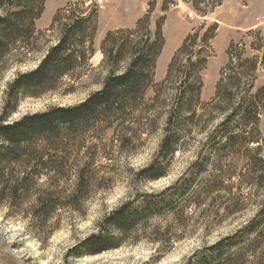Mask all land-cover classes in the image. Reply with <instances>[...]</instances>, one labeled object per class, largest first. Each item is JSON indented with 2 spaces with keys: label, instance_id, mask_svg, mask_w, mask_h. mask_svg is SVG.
<instances>
[{
  "label": "trees",
  "instance_id": "trees-1",
  "mask_svg": "<svg viewBox=\"0 0 264 264\" xmlns=\"http://www.w3.org/2000/svg\"><path fill=\"white\" fill-rule=\"evenodd\" d=\"M46 1L0 0V79L10 67L28 64L45 50L38 65L19 72L5 91L0 115V197L35 198L37 210L48 202L52 207L60 198L78 200L91 189L98 158L106 155L99 141L109 131L113 145L137 149L163 122L155 158L136 175L141 180H159L167 175L169 164L193 129L201 127L207 111L217 107L225 116L186 172L160 193H145L122 203L102 219L98 233L80 247L88 254L117 248L130 234L158 218L170 220L183 233L191 213L203 204L206 208L199 220L222 225L243 211L250 197L256 195L255 189L264 192V167L258 168V162L264 164L260 153L264 87L253 92V81L247 79L248 87L243 89V72L225 73L214 99L201 102L203 72L217 24L204 30L203 22L192 30L160 85L154 79L165 45L166 17L156 20L153 29L147 14L132 29L110 31L101 46L108 70L101 88L76 105L51 107L9 122L22 100L75 93L77 84L93 70L90 61L95 54L99 11L87 13L84 5L60 11L50 29L58 31L56 41L44 48L45 33L37 30L36 22L45 11ZM205 15L207 12L201 13ZM239 59L231 56L230 65L239 66ZM168 83L173 86L170 93L161 90ZM151 89L154 94L149 97ZM246 147L252 154L246 165L248 172L237 174L236 162L247 157L242 152ZM243 185L249 187L247 194L241 190ZM262 202L252 218L194 251L185 264H264ZM172 233V226L168 227V242L173 240Z\"/></svg>",
  "mask_w": 264,
  "mask_h": 264
},
{
  "label": "rangeland",
  "instance_id": "rangeland-1",
  "mask_svg": "<svg viewBox=\"0 0 264 264\" xmlns=\"http://www.w3.org/2000/svg\"><path fill=\"white\" fill-rule=\"evenodd\" d=\"M81 5L88 9L87 13L96 9L99 11L95 54L90 61L91 74L77 84L75 93H50L22 100L9 122L51 107L76 105L101 88V82L108 74L101 50L106 34L118 29H132L147 14H150L152 29L156 20L166 17L163 26L165 45L157 60L155 84L164 83L169 64L186 37L206 22L204 30L214 24L218 25V29L211 41L210 59L203 72L201 102L208 103L214 99L217 84L225 73L243 72L246 75L242 81L243 89L248 87L247 79L253 81V92L264 87V0H47L45 11L36 22L37 30L45 33L42 39L44 48L56 41L58 31L50 30L56 15L66 8H81ZM202 12H207V15L201 16ZM44 51L28 64L15 65L4 72L0 79V115L7 85L19 72L35 68ZM231 56H239V66L230 65ZM255 62L257 65L253 70ZM172 88L169 83L161 86V90L167 93L172 92ZM153 94L151 89L148 96ZM199 112L204 111L200 109ZM224 116L220 107L208 110L201 120V127L193 129L169 164L167 175L159 180H141L136 175L155 158L163 122L157 132L144 137V144L137 149L119 148L117 143L113 145L112 131L101 141L97 138L106 155L101 154L98 158L90 191L78 200L60 198L53 205L56 207H50L48 202L43 209L37 210L34 207L35 198L0 197V264H185L194 251L214 243L252 218L262 206L264 192L257 193L255 189L256 195L250 197L243 211L231 216L222 225L212 226L199 220L206 208L203 204L191 213L183 233L170 220L158 218L144 229L130 234L117 248L88 254L80 245L97 234L102 219L122 203L145 193H160L182 176L196 161L197 152L208 143L209 135ZM260 131L263 140V151L260 153L264 155V112ZM242 152L247 157L237 160V174L248 172L246 165L252 156L247 147ZM104 156H108L109 160ZM263 167L264 164L258 162V168ZM248 188L243 185L241 190L247 194ZM171 226L173 240L168 242L165 231ZM157 229L158 232H155ZM155 238H161L162 243L154 242ZM116 242L113 241L114 244Z\"/></svg>",
  "mask_w": 264,
  "mask_h": 264
}]
</instances>
